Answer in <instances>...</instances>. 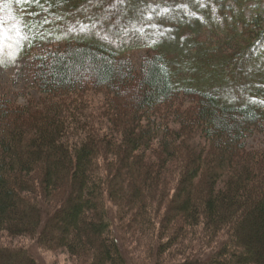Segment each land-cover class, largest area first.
Returning a JSON list of instances; mask_svg holds the SVG:
<instances>
[{"label":"trees","instance_id":"obj_1","mask_svg":"<svg viewBox=\"0 0 264 264\" xmlns=\"http://www.w3.org/2000/svg\"><path fill=\"white\" fill-rule=\"evenodd\" d=\"M2 1L32 9L36 46L39 16L51 25L83 0ZM251 1L218 0L226 31L141 65L85 36L35 54L41 94L0 93V264H41L2 241L20 237L75 264H264V147L247 142L264 107L221 93L264 41Z\"/></svg>","mask_w":264,"mask_h":264},{"label":"rangeland","instance_id":"obj_2","mask_svg":"<svg viewBox=\"0 0 264 264\" xmlns=\"http://www.w3.org/2000/svg\"><path fill=\"white\" fill-rule=\"evenodd\" d=\"M259 6L264 7V0H252L247 5L250 18ZM31 10L16 3L7 6L0 2V93L23 103L41 94L35 80V54L40 59L51 49L65 47L70 38L85 36L103 41L131 54L141 65L155 54L154 47L158 45L166 44L169 49L180 51L195 36L215 38L226 31L218 0H83L51 25H47L44 15L39 16L36 21L40 30L35 35L40 39L35 42L36 47L32 45L30 25L35 14ZM221 93L230 103L257 102L264 107V41L255 48L251 62L226 83ZM247 142L251 148L264 147V124L250 133ZM2 241L30 247L41 264L76 262L71 254L47 250L32 238ZM124 243L130 262L146 260L147 254L135 251L126 239ZM197 251L208 255L211 249L199 245ZM182 257H171L169 262L177 263Z\"/></svg>","mask_w":264,"mask_h":264}]
</instances>
